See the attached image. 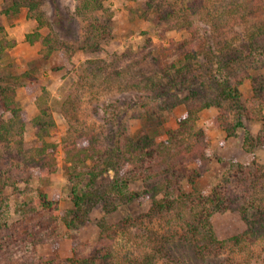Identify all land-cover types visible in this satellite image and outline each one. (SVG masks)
<instances>
[{
    "label": "rangeland",
    "instance_id": "1",
    "mask_svg": "<svg viewBox=\"0 0 264 264\" xmlns=\"http://www.w3.org/2000/svg\"><path fill=\"white\" fill-rule=\"evenodd\" d=\"M14 1L16 11L10 10ZM78 1L0 0V121L8 126L0 139V201L4 198L1 209L10 221L0 228V264H71L67 258L94 254L102 244L100 223H117L127 216L139 219V250H149L148 236L162 234L166 220L176 225L170 213L150 214L148 199L112 197L111 169L91 184L87 178L79 180L77 188L88 193L80 223L67 227L60 214L73 208L65 151L73 144L89 146L92 136L109 146L116 130L135 132L140 127L136 110L144 102L138 89L160 81L164 73L175 75L188 64L179 47L186 31L160 20L147 0H101V8L92 12L104 26L97 32L103 39L99 44L94 42L95 32L88 29L94 18L78 13ZM170 1L187 7L190 20L204 30L196 28L195 43L185 40L186 50L199 49L192 61L194 70L173 85L166 83L168 92L180 102H218L198 111L193 128L203 133L205 156L184 155L178 171L182 191L203 196L234 163L256 162L264 170V144L252 143L248 150L242 145L246 130L252 137L259 131L264 107L256 106L250 80L244 79L236 88L239 103L247 110L237 125L238 109L221 86L234 74H264V51L257 56L250 49L259 38L258 27H264V0L252 5L244 0ZM241 5L245 12L238 11ZM221 18L228 23L222 24ZM211 21L217 29L207 35ZM178 22H183L182 17ZM229 52L236 58L226 68ZM185 108L186 103H181L166 113L164 125L174 128L175 118ZM39 117L44 123L41 138L34 123ZM224 117L231 135L217 123ZM42 143L52 151L54 171L49 174L31 159L38 157L35 150ZM129 188L139 190L140 180L132 181ZM43 195L56 202L55 213L40 205ZM209 223L214 239L205 231L173 238L164 258L169 256L177 264H264L263 228L244 236V221L233 208L211 213ZM130 241L124 233L115 235L113 248L119 252ZM154 254L156 264L165 262Z\"/></svg>",
    "mask_w": 264,
    "mask_h": 264
},
{
    "label": "trees",
    "instance_id": "2",
    "mask_svg": "<svg viewBox=\"0 0 264 264\" xmlns=\"http://www.w3.org/2000/svg\"><path fill=\"white\" fill-rule=\"evenodd\" d=\"M253 1L261 0H244V3L249 2L252 5ZM147 5L152 7L160 20L184 28L186 35L179 47L182 49L183 57L188 60V64L178 68L175 75L164 73L160 81L151 82L149 86L138 89L142 91L140 98L144 99V102L139 106L140 110H136V118L140 121V127L135 132L116 130V133L111 135L112 140L108 144L109 146L101 145L99 138L92 136L87 143L89 146L78 147L73 144L69 150L65 151L67 174L72 181L73 208L60 212V214L67 227L80 223L84 211L82 203L88 193L77 188L79 180L87 178V183L91 184L100 173L111 169L113 176L108 192L112 197L123 200L148 199L150 214L170 213L176 225L169 223V219L166 220L165 224L168 227L162 234L148 236L149 250H139L137 239L141 236L138 233L140 229L138 218L127 216L117 223H100L98 238L102 240V244L98 246L94 254L88 253L81 257L67 258L71 264H156L154 252L164 258V255L169 252L168 242L173 238L184 237L185 239L205 231L207 236L214 239L209 223L210 214L223 212L230 208L236 209L240 213L246 227L244 236H252L259 228L264 229V170L256 162H251L249 165L232 164L206 195L201 196L194 191L193 196H190L182 191L178 176V171L182 168L181 158L186 154L193 153L195 158L205 154L201 148L202 142H204L201 138L203 133L201 130L195 132L193 130L197 113L203 107L218 106V102L212 101L203 104L188 103L187 100L180 102L174 94L168 92L169 87L166 86V83L173 85L177 78L186 77L194 70L192 61L198 55L199 49L193 47L191 51L186 50L185 45L189 42L185 44V40L190 41L191 44L198 41L196 28L204 30V27L194 25V21L190 20L187 13L189 9L182 7L181 4L178 6L170 0H147ZM17 7V2L14 1L10 10L16 11ZM99 8H101V0H79L76 8L78 13L86 18H94L88 21V29L91 34L95 32L94 42L96 44L103 40L97 32L104 29L102 21L92 15V12ZM241 10L245 12V6L241 5L238 11ZM230 11L232 10H228V16L232 17L234 14H230ZM180 17H182V23L178 22ZM220 21L222 24L228 23L226 18H221ZM180 24L182 26H179ZM215 25L213 21L207 24V35L217 29ZM258 32L260 39L255 38V44L252 42L250 45L251 51L255 50L257 56L264 51V27L259 26ZM2 49L0 44V55ZM207 50H212V46H207ZM227 55L225 65L232 64L236 57L230 52ZM229 64L226 68L229 67ZM243 73L226 77L221 83L222 92L239 111L235 113L237 125L240 123L241 114L247 110V106L239 103L240 93L236 88L237 84H240L244 79L250 80L256 106L264 107V74ZM181 103H186V108L180 116L175 118L176 126L174 128L166 127L164 125L166 113ZM261 117L262 125L253 137L247 130L244 133L242 145L246 150L251 147L252 143L264 144V115L262 114ZM34 123L38 129L37 135L41 138L42 134L39 133V130L44 129V123L41 122L40 117ZM217 123L226 131L227 135H231V125L225 120V117L223 120L218 119ZM6 127L8 126L0 121V139L7 135ZM47 146L49 144L45 143L38 146L35 150L38 157L32 156L31 159L37 166L45 167L49 174L54 171V162L51 158L52 151L51 149L48 151ZM50 146L52 147L51 144ZM134 180H140L141 188L139 190L129 188L130 183ZM2 199L4 198H1L0 201V228L4 229L10 221L5 215L6 211L1 209L4 201ZM40 200L42 207L56 212V202L47 200L44 195ZM114 208L115 206H112V209ZM78 211L81 212L78 213ZM198 230L199 232H197ZM122 233L127 235L128 240L132 239V242L130 241L124 245L122 250L116 252L112 241L115 239V235L122 236ZM29 234L27 233L25 236L28 237ZM235 241L238 242L239 239ZM0 248H3L1 242ZM157 255L156 258H158ZM168 257L164 258L163 264H177V261H169L170 257ZM43 264H51V262L47 261Z\"/></svg>",
    "mask_w": 264,
    "mask_h": 264
}]
</instances>
